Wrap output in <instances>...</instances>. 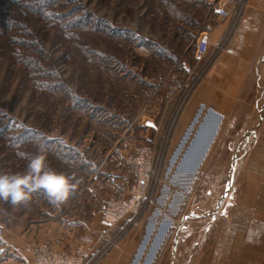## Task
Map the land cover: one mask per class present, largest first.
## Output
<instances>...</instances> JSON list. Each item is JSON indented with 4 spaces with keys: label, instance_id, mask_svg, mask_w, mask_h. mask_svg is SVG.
Instances as JSON below:
<instances>
[{
    "label": "rangeland",
    "instance_id": "obj_1",
    "mask_svg": "<svg viewBox=\"0 0 264 264\" xmlns=\"http://www.w3.org/2000/svg\"><path fill=\"white\" fill-rule=\"evenodd\" d=\"M230 1L221 18L215 10L224 0H0V174L23 173L43 151L48 169L81 181L70 194L74 206L82 193L101 211L128 203L136 172L150 168L131 222L154 223L159 264H177L180 218L213 206L224 183H195L193 169L177 164L184 151L174 150L167 130L227 38L207 44L201 58L196 39L208 42L218 20L229 19L230 32L240 18L244 0ZM39 197L50 206L43 191L26 206Z\"/></svg>",
    "mask_w": 264,
    "mask_h": 264
},
{
    "label": "crops",
    "instance_id": "obj_2",
    "mask_svg": "<svg viewBox=\"0 0 264 264\" xmlns=\"http://www.w3.org/2000/svg\"><path fill=\"white\" fill-rule=\"evenodd\" d=\"M239 15L230 32L229 19L208 26L209 46L226 43L167 130L174 150L184 151L177 164L193 169L195 183H224L213 206L180 218L177 264H264V0H244ZM80 194V207L72 196L64 208L45 207V197L23 210L0 201V264H35L41 247L82 250L92 264H159L154 223L127 214L108 225L102 210L89 209L88 196L75 199Z\"/></svg>",
    "mask_w": 264,
    "mask_h": 264
},
{
    "label": "clouds",
    "instance_id": "obj_3",
    "mask_svg": "<svg viewBox=\"0 0 264 264\" xmlns=\"http://www.w3.org/2000/svg\"><path fill=\"white\" fill-rule=\"evenodd\" d=\"M46 160L42 151L29 160L23 173L0 174V201L17 207L29 202L37 191H43L53 203L67 200L81 181L75 174L48 169Z\"/></svg>",
    "mask_w": 264,
    "mask_h": 264
},
{
    "label": "built area",
    "instance_id": "obj_4",
    "mask_svg": "<svg viewBox=\"0 0 264 264\" xmlns=\"http://www.w3.org/2000/svg\"><path fill=\"white\" fill-rule=\"evenodd\" d=\"M232 4L230 0H224L223 4L219 6L215 12L221 17L226 18L228 11L225 7ZM231 7V6H230ZM206 36H199L195 41V56L201 58L207 49ZM144 158L146 163L151 159L149 149H144L140 155V159ZM153 179L152 170L144 168L136 172V184L132 188V198L126 204L116 202L112 208H105L102 210V220L108 225H112L117 220L122 219L127 214H131L132 218H136L139 213V204L145 198V191ZM2 226L0 225V235L2 234ZM35 264H92L87 263V254L78 250L74 254H64L50 250L48 247H41L35 255Z\"/></svg>",
    "mask_w": 264,
    "mask_h": 264
},
{
    "label": "trees",
    "instance_id": "obj_5",
    "mask_svg": "<svg viewBox=\"0 0 264 264\" xmlns=\"http://www.w3.org/2000/svg\"><path fill=\"white\" fill-rule=\"evenodd\" d=\"M68 20H69V19H68ZM77 20H78V19H77ZM82 20H84V19H82ZM74 21H75V19H74V20H73V19H70V21H68V22H69L68 24H72ZM78 21H79V20H78ZM84 21H85V24H86V23H87V24H88V23L91 24V21H88V19H85ZM95 24H96V22L94 23V25H95ZM110 32H111V34L115 37V32L112 31V30H111ZM188 40H189V38H188ZM209 66H210V65H209ZM209 66H208V67H209ZM207 69H208V68H207ZM207 69H206V70H207ZM206 70H205V72H206Z\"/></svg>",
    "mask_w": 264,
    "mask_h": 264
}]
</instances>
